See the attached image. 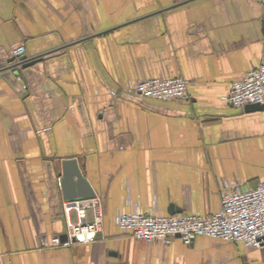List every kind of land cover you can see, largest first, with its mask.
<instances>
[{"label":"crops","instance_id":"0c3cea01","mask_svg":"<svg viewBox=\"0 0 264 264\" xmlns=\"http://www.w3.org/2000/svg\"><path fill=\"white\" fill-rule=\"evenodd\" d=\"M18 44L26 65L10 68ZM263 61L264 0H0V264H264V248L139 240L116 220L209 215L222 179L264 181V109L222 101ZM176 76L186 100L125 89ZM69 157L101 200L102 230L53 245Z\"/></svg>","mask_w":264,"mask_h":264},{"label":"built area","instance_id":"2783aa9c","mask_svg":"<svg viewBox=\"0 0 264 264\" xmlns=\"http://www.w3.org/2000/svg\"><path fill=\"white\" fill-rule=\"evenodd\" d=\"M24 53L23 44L10 49V55L16 58H21ZM125 89L159 100H186L189 97L187 81L180 76L142 79L127 84ZM112 93L115 94L114 91ZM222 101L233 108L247 104L264 106V61L250 69L243 79L234 82ZM62 209L67 227L65 239L53 236V245L92 242L102 230L104 214L99 197L64 201ZM72 212L76 215L75 220L71 219ZM116 220L122 231L131 232L139 240L167 243L171 237L178 236L184 244H190L196 236L204 235L264 248V181L255 187L242 189L237 180L222 179L220 207L209 215H161L144 213L136 208L121 212Z\"/></svg>","mask_w":264,"mask_h":264},{"label":"water","instance_id":"95a60500","mask_svg":"<svg viewBox=\"0 0 264 264\" xmlns=\"http://www.w3.org/2000/svg\"><path fill=\"white\" fill-rule=\"evenodd\" d=\"M16 57L11 56L7 59V62L10 63V68L15 67L16 65L25 66V60L16 61ZM16 73V72H15ZM17 74V73H16ZM244 111H257L263 110L264 106L260 104H247L244 107ZM60 185L64 201H71L77 199H87L95 197V192L90 186L88 180L83 175L77 159L74 157H69L61 161V179ZM170 214H173L169 211ZM61 239H65V235L61 236Z\"/></svg>","mask_w":264,"mask_h":264}]
</instances>
